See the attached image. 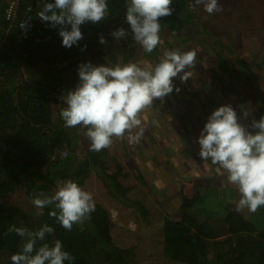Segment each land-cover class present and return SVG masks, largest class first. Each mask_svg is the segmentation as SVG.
I'll list each match as a JSON object with an SVG mask.
<instances>
[{
  "label": "trees",
  "instance_id": "1",
  "mask_svg": "<svg viewBox=\"0 0 264 264\" xmlns=\"http://www.w3.org/2000/svg\"><path fill=\"white\" fill-rule=\"evenodd\" d=\"M45 2L52 0H19L13 22L4 19L3 1L0 6V264H11V256L21 250L23 243L16 233L5 235L10 225L35 230L44 223L54 228V233L48 234L46 240L49 243L61 240L63 248L75 256L71 264H136L137 258L158 259L161 255L167 264H264V226L257 228L249 220L247 210L229 207L225 215L229 234L216 238L209 226L210 217L201 220L193 211L197 194L191 198L182 196L180 218H174L170 212L164 215L162 203L152 204L142 194L143 199L128 195L130 188L119 181L126 172L116 160V171L108 168L107 148L80 155L77 131L82 126L65 127L60 112L58 118H54L53 103H63L62 96L79 84L81 63L109 62L102 54L104 43H100L99 38L111 39L112 34L106 36L110 29L123 27L126 31L121 51L123 62L134 57L135 48L131 44L135 41L126 21L129 0H108V17L97 24H82L83 39L71 48L62 45L59 25L54 28L37 18L36 13ZM189 3L194 0H173L175 11L160 21L162 39L173 40L183 36L185 31L188 33V21L192 17ZM28 16L32 20L26 29L21 28L19 24ZM68 27L70 30V25ZM87 50L93 53L88 55ZM96 53L101 61L97 60ZM109 55L114 60L117 54ZM65 150L67 154L63 157ZM93 170L98 171L112 196L135 209L140 223L151 227L150 250L154 254L147 253L150 250L143 248L140 241L122 240L119 244L111 233L110 212L100 203H95L96 209L83 230L79 225H74L71 231L65 230L49 216L51 206L44 208L43 216L35 214L34 189L52 194L57 181L67 179L83 186ZM215 174L218 175L217 171ZM18 188L25 191L31 202L30 209L6 205L5 199ZM258 211L263 215V206ZM158 221L154 227L153 223Z\"/></svg>",
  "mask_w": 264,
  "mask_h": 264
},
{
  "label": "clouds",
  "instance_id": "2",
  "mask_svg": "<svg viewBox=\"0 0 264 264\" xmlns=\"http://www.w3.org/2000/svg\"><path fill=\"white\" fill-rule=\"evenodd\" d=\"M172 3L173 0H129L126 4L132 39L146 53L153 52L160 43V21L175 11ZM200 5L208 14L221 7L218 0H194L188 7ZM108 15V0H52L36 13L38 19L52 27L60 26L62 45L68 48L83 39L82 24L100 23ZM31 20L28 16L19 26L26 29ZM112 35L123 38L126 31L121 27ZM99 42L106 43L105 37L100 36ZM195 60V51L174 48L166 50L155 65L133 61L115 65L81 63L79 84L61 98L65 105L60 110L64 126L87 129L90 150L95 152L111 147L114 139H124L126 135L130 142H139L144 133L141 114L155 100L163 101L174 89L179 91L174 78L187 81L191 76L188 69ZM250 115L243 108V121ZM243 121L231 104L217 107L199 135V156L218 165L226 173L228 183L236 187V210L255 213L264 206V115L259 119L253 117L250 125ZM32 204L38 216H43L44 208L51 206L49 216L67 231L74 225L83 230L96 209L93 194L72 179L58 180L52 194L34 189ZM10 233L23 240L21 250L11 256V264H71L76 259L63 248L61 240H46L48 234L54 233L47 223L35 230L12 224L5 235Z\"/></svg>",
  "mask_w": 264,
  "mask_h": 264
},
{
  "label": "rangeland",
  "instance_id": "3",
  "mask_svg": "<svg viewBox=\"0 0 264 264\" xmlns=\"http://www.w3.org/2000/svg\"><path fill=\"white\" fill-rule=\"evenodd\" d=\"M218 3L221 6L220 10L213 14L204 11L202 5L191 8L192 17H189L188 33L185 31L183 36H176L173 40L166 37L162 39L160 33V43L151 53H146L136 42L131 44L135 48V54L130 61L140 64L155 65L166 50L174 48L196 52L195 64L188 69L191 73L189 79L181 81L179 78H174V84L179 91L174 89L163 101L155 100L154 105L144 111L146 113L142 120L144 126H147L151 132L150 137L155 136L156 138L162 133L170 136L171 131L177 128L182 134L196 135V140H198L208 116L223 104H231L241 116L242 121L243 108H247L251 115L243 122L249 125L253 117L259 119L264 115V0H218ZM2 5V0H0V6ZM113 31L110 29L106 36L112 34ZM123 41L124 37L113 36L104 43L102 54L109 62L102 64L124 63L121 54L124 49ZM86 52L88 55L93 53L91 50ZM111 53L117 54L114 60L109 55ZM97 60L101 61L99 55ZM213 70L218 73H213ZM211 73H213V77H211ZM63 107H65L64 103H53L55 119L58 118ZM154 120L156 123H153ZM177 120L180 121V126L175 123ZM86 131L83 127L77 131L81 156L90 150V142L85 135ZM114 144L117 143L113 142L112 146ZM151 154L153 153L151 152ZM108 156V168L111 171H116V159L110 157L109 151ZM218 167V165H214V171ZM141 171H144V168ZM208 175L206 182L201 183L200 187L195 192L193 191L194 194H199L193 211L201 220L210 217V221L221 212L226 211L228 206H235L239 195L238 191L228 183L226 175H216L215 172L213 175L211 173ZM125 177L120 176L119 181L126 187L127 182L140 184L135 175ZM208 182H210V186H208ZM149 186L152 188L151 184L143 190L147 193V199L152 201V204H156V202L163 205L168 204L165 199L166 194L156 191V187L155 191H150ZM83 187L93 194L95 203H100L109 210L113 222L111 233L118 239L119 244L122 240L136 243L140 241L143 248L151 249L152 243L149 236L151 227L140 223L139 215H136L135 209H131L127 204L112 196L98 171H92ZM188 193L191 194V190H188ZM178 195L181 197L178 199L181 203L183 194L178 193ZM174 200V198L170 199V206L175 204ZM5 203L6 205L20 206L23 209L31 207V202L27 199L22 188H18L6 198ZM174 211L171 208V212H173L171 215L177 216L178 213L176 215ZM168 213L165 211L164 215ZM247 215L257 228H263L264 216L259 211L247 212ZM159 222H154L153 226L156 227ZM147 253L154 254L153 250ZM135 261L136 264H154L156 262L167 264V260L162 255L158 259L147 256L145 259L137 258Z\"/></svg>",
  "mask_w": 264,
  "mask_h": 264
},
{
  "label": "crops",
  "instance_id": "4",
  "mask_svg": "<svg viewBox=\"0 0 264 264\" xmlns=\"http://www.w3.org/2000/svg\"><path fill=\"white\" fill-rule=\"evenodd\" d=\"M145 113L141 114L142 119H144ZM175 123L180 126V121L177 120ZM142 126L144 127V133L139 142H130L127 135L124 139H114L117 144L107 148L110 157L115 158L120 163L124 173L126 172V177L135 175L139 179L141 186L139 183H126L127 187L130 188L128 195L141 198L140 194H142L147 197V193L143 189L152 184V188L149 186L150 191H155L156 187V191L166 194L165 199L168 204L164 205L165 211L173 214L171 212V208H173L174 213H178V215L176 214L178 217L175 215L173 217L180 218L181 203L178 199L181 197L178 193L191 198L195 195L194 192L200 187L201 183L206 182L209 173L213 175L217 171L218 175H225L224 171L220 167L214 171V165H211L210 160L204 161L201 159L199 156L200 146L198 140H196V135L193 136L190 133L185 135L175 128L171 131L170 136L162 133L155 138V136L150 137L151 132L147 126L145 127L144 124ZM142 168H144V171H141ZM208 186H210V182H208ZM188 190H191L193 194L188 193ZM173 198L175 204L170 206L169 201ZM228 207L232 208L231 206ZM226 213L227 209L216 217L225 218Z\"/></svg>",
  "mask_w": 264,
  "mask_h": 264
},
{
  "label": "water",
  "instance_id": "5",
  "mask_svg": "<svg viewBox=\"0 0 264 264\" xmlns=\"http://www.w3.org/2000/svg\"><path fill=\"white\" fill-rule=\"evenodd\" d=\"M264 216V206H263ZM209 226L216 238H223L229 234V225L224 217H215L209 221Z\"/></svg>",
  "mask_w": 264,
  "mask_h": 264
},
{
  "label": "built area",
  "instance_id": "6",
  "mask_svg": "<svg viewBox=\"0 0 264 264\" xmlns=\"http://www.w3.org/2000/svg\"><path fill=\"white\" fill-rule=\"evenodd\" d=\"M4 2V19L6 21L9 22H13L15 17H16V13H17V9H18V4H19V0H2ZM10 26H12V23H10ZM67 152L66 150L62 152V156H66Z\"/></svg>",
  "mask_w": 264,
  "mask_h": 264
}]
</instances>
